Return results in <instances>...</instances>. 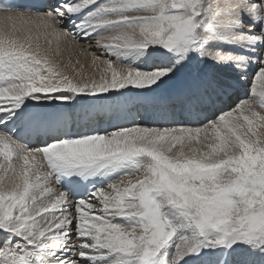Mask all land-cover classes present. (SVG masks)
I'll return each mask as SVG.
<instances>
[{"label": "snow or ice", "instance_id": "1", "mask_svg": "<svg viewBox=\"0 0 264 264\" xmlns=\"http://www.w3.org/2000/svg\"><path fill=\"white\" fill-rule=\"evenodd\" d=\"M0 264H264V0H0Z\"/></svg>", "mask_w": 264, "mask_h": 264}]
</instances>
